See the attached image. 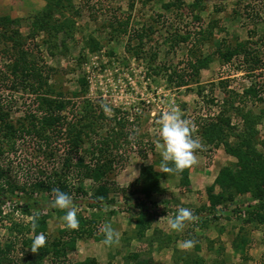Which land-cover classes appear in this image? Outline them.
Segmentation results:
<instances>
[{
    "label": "rangeland",
    "instance_id": "rangeland-1",
    "mask_svg": "<svg viewBox=\"0 0 264 264\" xmlns=\"http://www.w3.org/2000/svg\"><path fill=\"white\" fill-rule=\"evenodd\" d=\"M71 1L77 13L69 18L71 28L67 29L68 36L59 34L56 38H50L41 33L33 41H27V46L32 55L37 56L49 69L48 86L53 96L65 97L76 103L75 111L78 114L81 106L79 102L83 98L98 103L99 107L102 103L107 104L112 112L102 111L104 116L99 126L102 129L100 133L112 124L110 119L114 110H119V117L127 118L128 131L136 149L127 154L123 169L109 177L113 183L110 196L117 201V206L106 207L97 212L74 205L77 215L95 218L98 230L95 234L102 240L105 224L117 230L120 234L118 243L106 246L101 243L102 240L97 242L94 238L79 239L76 249L67 253V261L74 263L93 257L99 264H134L127 257L134 252H140L141 258L147 261L151 259L153 264H176L171 258L170 250L176 244L180 249L178 253L186 252L180 243L186 239L185 232L192 231L193 237L198 235L200 253L206 257L209 255L210 243H215V249L222 255L224 264H263L262 227H251L252 233L249 235H252L250 238L253 244L247 249L248 260L244 261L239 255H234L231 249V239L241 227L240 221L233 216L229 220L220 218L213 221L210 228H195L187 222L184 229L177 232L169 228L168 221L181 206L158 205L159 209L167 210L166 215L159 216L151 224L152 227L156 225L155 234L153 232L151 236L149 231L148 236L140 239L136 235L135 210L131 211V208V212L126 211V207L138 200L134 180L141 167L152 166L161 172V155L155 141L158 139L159 117L171 105L178 106L182 118L194 126L193 138L202 145L201 149L195 151L197 162L188 172L187 190L180 184L177 173H164L162 182L169 180L168 188L174 189L173 193H186L185 202L188 203H207L206 188L212 183L210 181L221 167L235 163L236 159L225 153L222 146L214 149L203 145L196 135L197 124L205 116H213L225 109L224 106L231 105L251 111L256 116H264V90L260 91L261 85L264 89V70L263 76L253 77L245 72L246 66H242L238 59L234 58L231 63L222 64L219 58L223 41L239 43L249 38L253 41L250 47L258 51L260 58L264 60V0H199L193 13L189 7L195 0H185L184 7L179 11L164 10L162 5L172 0H91L85 4L82 0ZM41 2L44 5L42 0L9 1L12 11L10 17L19 21L17 29L23 37L29 34L33 16L42 9ZM99 8L101 11L95 14V9ZM6 10L7 5L0 2V13ZM193 15L198 17L197 20ZM116 19H128L125 34L118 32ZM199 29L205 31L203 40L195 39V33ZM209 29L210 35L206 34ZM137 30H140L137 32L138 36H133ZM91 37L100 46L95 52H91L86 46L87 39ZM196 57L207 59V66L200 71L198 77H192L186 64ZM4 64L5 60L0 62V66ZM178 76L185 81V86L177 87V83L182 81ZM80 80L87 82L86 91L81 90ZM250 86L259 90L263 99L261 103L247 102L240 103V106L235 100L229 99L231 92L240 95ZM0 104L9 114L14 126L27 124L28 113L36 112L34 96L21 87H11L10 82H5L0 88ZM228 110L232 121L237 124V111ZM256 131V149L263 152L264 117L256 125ZM88 142L89 140L84 142L83 149L88 148ZM16 143L13 150L0 155V166L17 185H23L36 171L49 172L51 167L57 170L61 165V150L53 156L43 155L38 150L37 140L31 137L17 138ZM228 143L232 144L233 140ZM150 145L153 146L152 150ZM138 148L142 155L137 153ZM81 155L86 161L88 155L82 152ZM69 178L76 182L74 175ZM81 186L88 193L94 188L90 181L82 182ZM218 192L219 187L215 186L214 193ZM170 193L156 195L154 203H173L172 198L166 200L171 197ZM252 201L248 194L237 195L228 207H242ZM146 202L149 204L151 201ZM11 207L9 202H4L0 208V245L3 247L13 242L10 264H31L36 260V246H33L32 234L26 231L29 228V218L11 211ZM187 208L193 212L197 209L192 206ZM110 210L115 213L109 214ZM64 214L63 210L57 208L56 212L50 214L46 230L49 240L56 238L58 231L65 227L61 219ZM13 223H18L26 230L16 233ZM196 230H200V235ZM22 238L27 241L26 246L21 243ZM26 253L29 255L27 259L24 258ZM206 261L209 264V259ZM42 264L60 263H55L48 255Z\"/></svg>",
    "mask_w": 264,
    "mask_h": 264
},
{
    "label": "trees",
    "instance_id": "trees-1",
    "mask_svg": "<svg viewBox=\"0 0 264 264\" xmlns=\"http://www.w3.org/2000/svg\"><path fill=\"white\" fill-rule=\"evenodd\" d=\"M42 1L44 6L33 16L29 34L26 37L18 31L19 21L17 19L9 16L0 17V62L5 60L6 63L0 66V88L5 82H10L11 87H21L34 96L36 103L35 114L28 113L27 124L18 126L11 124L9 114L0 104V155L13 150L17 144V138L31 137L37 140L38 150L43 155L53 156L55 152L58 153L61 150V165L57 170L51 167L49 172L36 171L30 179L27 178L24 181L23 185H17L15 180L9 179L6 171L0 166V208L4 202H9L12 205L11 211L29 218L27 230L18 223H13L14 229H17L16 233L26 230L32 234V242L35 234L45 235V244L36 246V260H33L31 264H42L43 259L48 255L55 263L60 264H99L93 257H87L74 263L67 261V253L76 249L79 239L94 238L97 242L102 240L95 234L98 232L95 218L77 215L79 221L77 229L64 227L58 231L56 238L48 239L47 220L52 212H56V208L53 207V189L58 188L68 193L74 205L84 206L89 210L101 212L106 207L114 208L118 203L114 197L110 196L113 183L109 177L114 172L123 169L127 154L134 151L136 147L128 131L127 118L119 117V110H114L112 119H110L112 124L100 133L102 129L99 126L104 115L98 103L83 98L79 102L81 106L78 114L75 111L76 103L65 97L52 95V90L48 86L49 69L38 60L37 56L32 55L27 41H33L36 35L41 33L50 38H56L59 34L68 36L67 29L71 28L69 18L72 14H76L77 10L71 0ZM90 1L82 0V3ZM184 1L172 0L162 6L167 11H179L184 7ZM198 1L195 0L189 7L191 13L196 9ZM100 6L99 4L98 7ZM99 11L101 8L95 9V14ZM192 17L195 20L198 18L195 15ZM115 24L119 33L127 32L128 19L125 21L116 19ZM210 30H207L206 34L210 35ZM139 31L137 30L133 36H138ZM204 33L205 31L199 29L195 33L197 35L195 39L203 40ZM87 40L86 46L91 52L100 49L99 43L93 37ZM252 42L249 38L239 43L223 41L222 51L219 53L222 64H229L236 58L242 66H246L247 74L253 77L263 76L264 60L260 58L258 51L250 47ZM36 53H38L37 49ZM206 60L196 57L187 61L186 67L192 77L199 76L200 71L207 66ZM178 77L182 80L180 76ZM79 83L81 90L86 91L87 82L80 80ZM183 86H185V81L177 83V87ZM262 90L264 89L261 85L260 91ZM230 94L229 99L235 100L240 106V103H261L263 101L255 86H250L240 95L232 92ZM224 108L213 116L208 115L201 119L197 124L196 135L203 145H209L214 149L222 146L224 152L233 156L236 161L219 169L213 183L206 188L208 205L194 211L198 220L190 222V225L195 228H205L213 221H218L220 218L229 220L233 216L235 220L240 221L241 227L231 239V249L233 253L247 261V249L253 244L248 228L252 226L264 228V151L260 152L256 149V144H258L256 125L264 116L261 117V114L256 116L251 111L241 110L232 105L231 107L224 106ZM228 109L237 111V124L232 121ZM88 140V148L83 149L84 142ZM231 140L233 143H228ZM150 146L152 150L153 146ZM262 146L264 148L263 143ZM136 151L142 155L140 148ZM81 152L88 155L86 161ZM188 170L189 168H186L177 173L180 177V184L185 190L189 187ZM140 171L135 181L136 189L147 199L150 198L151 193L159 191V181L164 177V173L154 171L152 166L141 167ZM73 175L76 182L69 178ZM84 181H90L93 184L94 188L91 193L82 188ZM215 186L219 187L217 194L214 193ZM244 194L250 195L253 201L242 207L229 209L228 204L234 200L235 196ZM129 210H135L136 235L140 239L145 237L146 231L159 216L167 213L166 209H159L154 202L148 204L144 199L128 204L126 211ZM109 212V214L115 213L114 210ZM34 217L38 218L35 227L33 226ZM191 233L190 231L185 232L186 239L195 241L193 249L190 253L184 252L176 257L177 259H174L176 264H204L203 258L198 255L199 243ZM21 243L24 246L27 245L25 238H22ZM12 244L13 242L3 247L0 245V264L12 262ZM24 255V258H29L27 253ZM127 260L134 264H153L151 259L147 261L141 258L140 252L130 254Z\"/></svg>",
    "mask_w": 264,
    "mask_h": 264
},
{
    "label": "clouds",
    "instance_id": "clouds-1",
    "mask_svg": "<svg viewBox=\"0 0 264 264\" xmlns=\"http://www.w3.org/2000/svg\"><path fill=\"white\" fill-rule=\"evenodd\" d=\"M101 109L105 113H111L112 109L107 104H101ZM193 125L186 119L182 118V112L176 105H171L162 112L159 117L158 139L155 146L160 150L161 161L159 168L163 173H178L186 168L196 164L195 151L201 149L202 145L193 138ZM54 200L53 207L63 210L65 214L61 217L65 227L69 229H77L79 221L77 219V209L72 203V197L66 192L56 188L53 189ZM33 218V226L36 220ZM198 217L187 207H178L174 216L169 219V228L173 231H182L186 222H194ZM104 238L101 241L103 245H112L118 243L119 232L105 224L102 229ZM46 237L43 233H37L34 236L33 246H43ZM195 241L185 239L180 246L189 250L193 247Z\"/></svg>",
    "mask_w": 264,
    "mask_h": 264
},
{
    "label": "crops",
    "instance_id": "crops-1",
    "mask_svg": "<svg viewBox=\"0 0 264 264\" xmlns=\"http://www.w3.org/2000/svg\"><path fill=\"white\" fill-rule=\"evenodd\" d=\"M9 1L10 0H0V2H2L3 3V5H7V10L6 11H4V12H2V13H0V14H2V15H0V17L1 16H9L10 17V14H12V11H11V8L9 7ZM41 6H44L43 5V3L41 2ZM218 149H219V147H218ZM144 167V166H143ZM141 170V169H140ZM139 170V174H138V177H139V175H140V171ZM153 170L154 171H156V172H160V171H157L156 169H154V167H153ZM191 171V167H189V170H188V172H190ZM176 173H174V175H175ZM138 177H136V179H138ZM215 177L216 176H214L213 177V179H212V181H210V183L212 182L213 183V181H214V179H215ZM164 178V177H163ZM163 178L159 181V191H156V192H153V193H151V195H150V198H147V199H145L144 197H143V195L137 190V196H138V200L140 199V200H142V199H144L145 201H151V202H155L156 201V199H157V197H155L156 195L157 196H159V195H166L167 193H170L171 194V197H168V199H166V200H169L170 198H172V202L173 203H156L157 205H163V207H167V206H171V205H173V206H181V207H188V206H192V207H194V208H197V209H200L201 207H206L207 205H208V203H188V202H185L186 200H185V198H186V196H184L186 193H183L182 192V194H180V193H177V194H175V193H173L174 192V189H172V188H168L169 186H170V182H162V180H163ZM188 178H189V174H188ZM136 179L134 180V182L136 181ZM209 183V184H210ZM211 183V184H212ZM136 184V183H135ZM210 184V185H211ZM209 185V186H210ZM195 200V199H194ZM196 202V201H195ZM211 227V225H209L208 226V228H210ZM253 227V226H252ZM257 229L258 228H260V227H256ZM157 229H159V227L157 228ZM162 230V229H161ZM248 230L250 231V230H252L251 229V227H249L248 228ZM149 231H151L150 232V234H151V236H152V233L154 232V234L156 233V225H154L153 227L151 226L150 227V229L149 230H147L146 232L147 233H145V235H147L148 234V232ZM194 231H195V229H194ZM197 232L196 233H198L199 235H200V230H196ZM163 232L164 233H166L164 230H163ZM250 233H252V232H250ZM167 235V234H166ZM148 236V235H147ZM169 236V235H168ZM194 237H196V240L197 239H199V237H198V235H195ZM250 237H252V235H250ZM168 238V237H167ZM170 238H171V236H170ZM169 238V239H170ZM263 242H264V240H262ZM197 242V241H196ZM181 244V243H180ZM215 243H210V245H209V249H208V253H209V255L206 257V255L205 254H201L200 252L198 253V255L200 256V257H202L203 258V260H204V264H208L207 263V259H209V264H211V263H220V264H224L222 261H224L223 259H222V261H221V257H222V255L221 254H218V252L216 251V247H215ZM252 245V244H251ZM178 246L179 245H176V244H174V246L171 248V258H172V260L174 261V259H177L176 257H178L181 253H178V251L180 250V249H178ZM186 252H191L192 251V249H189V250H185ZM233 253V252H232ZM216 254V256H214ZM234 255H235V253H234ZM247 257H248V255H247ZM222 262V263H221Z\"/></svg>",
    "mask_w": 264,
    "mask_h": 264
}]
</instances>
